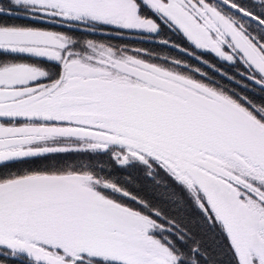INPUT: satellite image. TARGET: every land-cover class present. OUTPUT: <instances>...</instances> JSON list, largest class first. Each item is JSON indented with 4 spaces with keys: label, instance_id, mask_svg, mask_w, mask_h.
I'll return each mask as SVG.
<instances>
[{
    "label": "snow or ice",
    "instance_id": "6c2138e0",
    "mask_svg": "<svg viewBox=\"0 0 264 264\" xmlns=\"http://www.w3.org/2000/svg\"><path fill=\"white\" fill-rule=\"evenodd\" d=\"M0 264H264V0H0Z\"/></svg>",
    "mask_w": 264,
    "mask_h": 264
},
{
    "label": "trees",
    "instance_id": "16d2710c",
    "mask_svg": "<svg viewBox=\"0 0 264 264\" xmlns=\"http://www.w3.org/2000/svg\"><path fill=\"white\" fill-rule=\"evenodd\" d=\"M83 162H84V163H88L89 161L87 160V158H85V159L83 160Z\"/></svg>",
    "mask_w": 264,
    "mask_h": 264
},
{
    "label": "flooded vegetation",
    "instance_id": "af4514ba",
    "mask_svg": "<svg viewBox=\"0 0 264 264\" xmlns=\"http://www.w3.org/2000/svg\"><path fill=\"white\" fill-rule=\"evenodd\" d=\"M114 42H116V41H114ZM129 43H134V42H129ZM135 46H146V45H135Z\"/></svg>",
    "mask_w": 264,
    "mask_h": 264
}]
</instances>
